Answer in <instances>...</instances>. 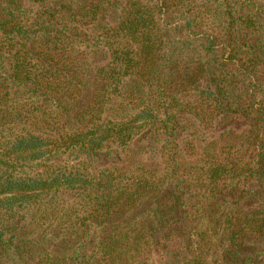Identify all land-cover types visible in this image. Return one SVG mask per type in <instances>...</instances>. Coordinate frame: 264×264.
I'll return each mask as SVG.
<instances>
[{"label": "trees", "instance_id": "obj_1", "mask_svg": "<svg viewBox=\"0 0 264 264\" xmlns=\"http://www.w3.org/2000/svg\"><path fill=\"white\" fill-rule=\"evenodd\" d=\"M0 264H264V0H0Z\"/></svg>", "mask_w": 264, "mask_h": 264}]
</instances>
